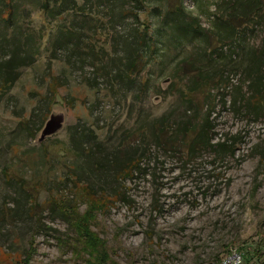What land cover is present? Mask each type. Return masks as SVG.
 Wrapping results in <instances>:
<instances>
[{
    "label": "rangeland",
    "instance_id": "obj_1",
    "mask_svg": "<svg viewBox=\"0 0 264 264\" xmlns=\"http://www.w3.org/2000/svg\"><path fill=\"white\" fill-rule=\"evenodd\" d=\"M41 1L0 0V63L34 56L0 81V264H264V0Z\"/></svg>",
    "mask_w": 264,
    "mask_h": 264
},
{
    "label": "trees",
    "instance_id": "obj_2",
    "mask_svg": "<svg viewBox=\"0 0 264 264\" xmlns=\"http://www.w3.org/2000/svg\"><path fill=\"white\" fill-rule=\"evenodd\" d=\"M74 1V0H73ZM113 1H117V0H113ZM51 3H55L58 6V10L56 11L55 14H61L64 10V8H62V6L68 5V1L67 0H42L41 1V9H43L44 11L47 10V8L49 7V4ZM74 3V2H73ZM71 6H69L68 8H70ZM5 13V16H4ZM10 15H11V9H6L5 7L3 8V10H0V16L3 20H9L10 19ZM137 50V49H136ZM18 46L14 45V47L10 50V53L8 55V58H6L2 63H0V81H1V85H5L10 87V85H12V83L17 79V77L19 76V68L22 65H28L29 63H31L33 61L34 56L31 53H20L18 52ZM136 54L139 52V50L135 51ZM134 52V54H135ZM52 84V80L50 82ZM207 128L205 127L204 123L198 125V127L196 125L191 124L189 126L188 132L191 134L192 136L189 140V148L192 149L193 147L196 146H206V145H211V135L207 134ZM214 144H218L219 145V149H223L225 150V146L226 143H220V142H216ZM213 145V144H212ZM130 164L127 163L128 165L126 166V168L124 167L123 169L124 172H129L131 170H134V168L136 167L137 161H135L134 159H130ZM123 172V170L121 171ZM121 175V173L119 174ZM118 175V176H119ZM76 180V179H75ZM77 182L79 185H81V190L82 193L84 195V197H87L89 200H92L94 198H105V197H111V198H115L118 199L120 192L116 191L112 194H106L104 191H102V193H104L102 196H97L95 193H92L90 191L91 186L87 183V182H83L79 179H77ZM101 193V192H100ZM95 200V199H94ZM30 207L34 208L37 205V200L33 197H30ZM90 202H88L89 204ZM91 204V203H90ZM73 211H66L65 213H71V214H76L78 216L74 217L72 223H73V227L75 226H81L83 227L82 233L79 232V230L76 227V231L78 233V238H82L84 239V242H86V240L88 239L89 243L91 244V246L95 247L99 244H101V239H99L98 237H96V235L93 232H89L88 230V225L87 222H84L83 219H80L81 216H83L84 214L79 213L75 208L72 209ZM75 211V213H74ZM8 217V212L5 208H1L0 209V220L5 219ZM35 228H38V230L40 229V225H39V220L37 222V225ZM37 231V230H36ZM33 239L34 236L32 235L30 238V244L33 243Z\"/></svg>",
    "mask_w": 264,
    "mask_h": 264
},
{
    "label": "water",
    "instance_id": "obj_3",
    "mask_svg": "<svg viewBox=\"0 0 264 264\" xmlns=\"http://www.w3.org/2000/svg\"><path fill=\"white\" fill-rule=\"evenodd\" d=\"M64 119V112L61 109H51L35 138L36 141H41L58 132L63 126Z\"/></svg>",
    "mask_w": 264,
    "mask_h": 264
},
{
    "label": "built area",
    "instance_id": "obj_4",
    "mask_svg": "<svg viewBox=\"0 0 264 264\" xmlns=\"http://www.w3.org/2000/svg\"><path fill=\"white\" fill-rule=\"evenodd\" d=\"M237 262H235L234 264H236Z\"/></svg>",
    "mask_w": 264,
    "mask_h": 264
}]
</instances>
